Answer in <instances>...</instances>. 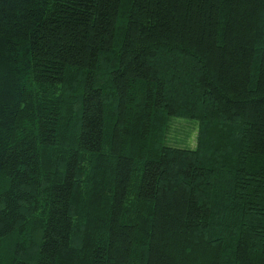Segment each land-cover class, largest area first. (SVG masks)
Instances as JSON below:
<instances>
[{
  "label": "trees",
  "instance_id": "1",
  "mask_svg": "<svg viewBox=\"0 0 264 264\" xmlns=\"http://www.w3.org/2000/svg\"><path fill=\"white\" fill-rule=\"evenodd\" d=\"M0 264H264V0H0Z\"/></svg>",
  "mask_w": 264,
  "mask_h": 264
},
{
  "label": "rangeland",
  "instance_id": "2",
  "mask_svg": "<svg viewBox=\"0 0 264 264\" xmlns=\"http://www.w3.org/2000/svg\"><path fill=\"white\" fill-rule=\"evenodd\" d=\"M196 122L179 119L173 122L170 132L171 144L179 147L192 148L196 146L197 136Z\"/></svg>",
  "mask_w": 264,
  "mask_h": 264
}]
</instances>
